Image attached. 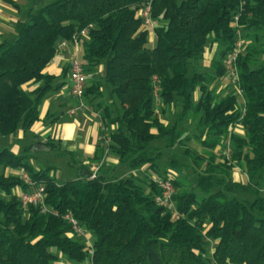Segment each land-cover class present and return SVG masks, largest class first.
I'll return each instance as SVG.
<instances>
[{
  "label": "trees",
  "instance_id": "16d2710c",
  "mask_svg": "<svg viewBox=\"0 0 264 264\" xmlns=\"http://www.w3.org/2000/svg\"><path fill=\"white\" fill-rule=\"evenodd\" d=\"M43 2L33 0L15 37L0 44V141L20 131L32 134L42 104L56 90V78L45 70L59 42L89 26L81 40L85 75H95L103 64L104 84L120 108L116 116L108 107L103 112L101 136L109 131L111 143L108 149L98 146L95 160L102 165L94 179L82 165L75 179L59 183L51 168L37 171L27 161L33 153L0 147V168L27 173L58 212L24 209L14 190L30 187L19 176L0 174V264H64L61 257L74 264H264V0ZM148 3L153 30H144L140 17ZM236 18L248 42L237 59L243 105L236 94L219 98L209 90L226 79L224 60L238 41ZM215 43L219 52L211 71L203 72L204 55ZM30 84L36 86L32 91L26 89ZM156 93L162 115L180 105L171 125L156 116ZM94 94L101 95L98 82L86 87L83 99ZM189 121L196 124L203 154L187 146L190 137L181 124ZM237 124L245 134L231 136L232 157L222 161L214 150ZM158 141L183 147L196 173L189 185L170 180L178 219L157 203L159 180L105 172L103 158L111 149L121 166L158 174L160 153L154 156L152 146ZM40 144L55 149L52 140ZM235 166L244 167L247 182L234 181ZM68 214L92 236L93 257L64 220Z\"/></svg>",
  "mask_w": 264,
  "mask_h": 264
},
{
  "label": "rangeland",
  "instance_id": "374dc122",
  "mask_svg": "<svg viewBox=\"0 0 264 264\" xmlns=\"http://www.w3.org/2000/svg\"><path fill=\"white\" fill-rule=\"evenodd\" d=\"M52 1L53 0H44L42 5L49 4ZM240 39L243 42L244 40L246 41V39L242 37V31H241ZM247 43H248L247 41L244 42V45L246 46ZM211 48H213V54L212 56H209L208 50H210ZM211 48L206 51L204 58L202 60V66L200 67V69L203 72L211 71L212 61L216 58L219 52V44L215 43ZM81 57H82V53H81ZM101 67H104V65L103 64L100 65L95 75H92V74L86 75L87 86L90 87L93 83L98 82L100 85L101 95L97 96L94 94V95H91V97H85L83 101L84 103L86 102L89 112L96 114L100 118L101 123H102V129H103L102 115H103L104 110L108 107L111 113L114 116H116L118 114V109L120 108V106H119V103H115V101L117 102V100L115 98L113 99V97L111 96V94L107 90V87L104 84V74H103V69H100ZM59 83H65V86H66L64 90L65 97H68L71 100L72 98L71 91H70V88L72 85L71 77L70 79L67 77L60 78L57 80L55 85ZM209 90L213 92L219 98L228 96L230 94L237 95V92L234 91L230 85H228V81H226V79L215 82L209 87ZM199 97H200V93L197 92L195 94V100L197 101ZM240 102L241 101L238 100V104H240ZM179 106H180L179 103L173 104L168 109L167 113L165 115H162L160 113L161 101L160 99H158V101H156V106H155L156 116L159 118L160 121H162L166 125H171L174 122L175 114L178 113L180 109ZM64 119H69V118L68 116H66ZM51 123L52 122L48 124H51ZM195 125L196 124L194 121H189V122H185L184 124H181V128H184L186 130L184 136L188 134V136L190 137L188 144H187L188 148L193 149L203 154L206 151L205 148L194 138ZM115 128L116 127L114 126L113 129ZM236 128L238 131L236 133L237 135L245 134V130L243 126L239 125V126H236ZM106 133L107 135H109V131H106ZM107 135L103 134L101 136V133H100V139L98 142L99 143L98 146L105 145L107 146L105 149L109 148V144L111 142L109 139H106ZM26 137L27 136H25V138H23V140L21 141H18L17 139L13 141L8 139V140H5V142L0 141V147L5 143L7 147L12 149L14 153L18 155H24V154L27 155V154L33 153L34 156L29 157L27 161H29V163L37 171L43 170L46 168H51V174L57 177V180L59 183H64V182L75 179L77 177V173L79 169L83 168L82 165L88 166L90 168L89 172H91V174H92V168H95V167L100 168V166L102 165L101 160L100 161L95 160V157L97 156V152L93 157H89V158L81 157V156H78L77 153L73 154L65 150L61 141H56L55 139H51L55 144L54 150H52L51 148H48L46 151H43V150H35V148H33L31 152L25 151L24 149L26 147L29 148L32 143H37V140H38L37 138H39V136L38 137L34 136L31 142L27 140ZM48 140L50 139L48 138L47 140H44V141L43 139H41L40 142L46 143ZM40 142H38L37 145H44V144H40ZM227 143H228L227 137H224L223 139H221L220 145H218L214 150L216 155L221 157L222 161L227 160L226 155H225L226 150H227ZM152 146L156 148L155 150L156 152L154 156L160 153L158 158L156 159L158 163V168H157L159 171L158 174L149 172L147 171L146 168H144L143 172L142 171H132L130 169L125 168V166L120 165L118 169L116 168L114 170H111L110 167L104 165L106 167L105 168L106 174L108 176H113V177H118V178H126V177L141 178L143 176V178L146 177V179H148L149 181L150 180H154V181L162 180V179L173 180L177 178V179H181L183 183H185L186 185H189L190 183H192V181L194 180V177L196 176V173H195L194 168L189 164V162L183 156V153H184L183 147L175 146V147L169 148V147H166L163 141L153 142ZM230 149L233 154L232 141L230 144ZM109 153H112L113 155L115 154L114 152H112L111 149L109 150ZM232 154H231V157H232ZM3 172L5 173V175H14V176H19L21 178L23 174H25L23 170L7 169L4 171L3 168H0V174H2ZM83 173L87 174L86 171H83ZM233 179L234 181H237V182H242V183L247 182V175H246V172L243 166L234 167ZM14 193L17 197H19L21 201V195L24 192H22L20 189H16L14 190ZM237 193L243 199H252V197H250L249 195L243 194L242 192H237ZM90 237L92 238L91 235ZM61 261L64 264H74L72 262H69L65 257H61Z\"/></svg>",
  "mask_w": 264,
  "mask_h": 264
},
{
  "label": "crops",
  "instance_id": "0c3cea01",
  "mask_svg": "<svg viewBox=\"0 0 264 264\" xmlns=\"http://www.w3.org/2000/svg\"><path fill=\"white\" fill-rule=\"evenodd\" d=\"M32 2L33 0H0V44L4 40H12L15 37L16 24L20 19L26 17ZM155 41L156 36L151 33L149 42L152 46L155 45ZM212 54L213 48L208 50V55L212 56ZM70 59L71 55L68 51L56 55L45 73L54 76L56 80L63 77L70 79ZM100 69H103L105 75V66ZM35 87V85L30 84L26 86V89L32 91ZM65 88V83H59L56 85V90L47 96L40 108V121L34 126L32 134L26 138L30 142L34 136H39L38 142L41 139L43 141L48 138L50 140L55 139L61 141L65 150L73 154L77 153L81 157H93L99 145L102 129L101 120L96 114L89 112L87 105L86 108L77 109L75 113H72L77 108L78 101L73 97L71 100L65 97ZM66 116L69 119H64ZM50 122L52 123L48 124ZM23 138H25L24 133L20 131L9 139L21 141ZM103 164L110 167L111 170L118 169L120 166L118 156L109 153V151L104 155Z\"/></svg>",
  "mask_w": 264,
  "mask_h": 264
},
{
  "label": "built area",
  "instance_id": "2783aa9c",
  "mask_svg": "<svg viewBox=\"0 0 264 264\" xmlns=\"http://www.w3.org/2000/svg\"><path fill=\"white\" fill-rule=\"evenodd\" d=\"M140 17L143 19V29L153 30L154 22L151 17V3H148L146 7L141 11ZM233 26L237 29L238 41L232 53L224 60V66L228 85H230L233 90L237 92L238 99L241 101L240 105H243L244 98L242 91L239 89L240 76L237 67V59L239 55L243 53L245 45L244 42L240 39L241 31L237 24V18ZM91 28L92 26L82 29L81 31L77 32L71 39L62 40L61 42H59L57 46V55H61V53L64 51H68L71 55V59L69 61V74L72 80L70 91L71 96L77 99L78 101V106L76 109H74V111H72V113H75L77 109L86 108V104L84 103L83 98L87 87V80L81 57V40L88 38L89 31ZM158 99L159 97L156 93V101H158ZM239 125L241 124H237L236 126ZM236 126L231 129L229 135L227 136L228 143L227 150L225 153L227 160H230L232 154L230 149V144L232 141L231 136L238 132ZM98 171V167L92 168L91 179L97 177ZM22 179L25 184L30 187V192H24L21 195V203L23 208L27 209L31 205L38 206L42 214H51L53 216H58V212L56 210H53L46 205L45 188L41 185H36L26 173L23 174ZM158 183L162 190L160 197L157 198L158 205L169 210L173 217L178 219L179 215L173 203V196L175 190L172 182L170 180H159ZM63 218L71 226L73 235L84 240L85 244L87 245V253L90 257H93L94 249L92 244V238L90 237L89 233L80 225V223L72 215L68 214L65 215Z\"/></svg>",
  "mask_w": 264,
  "mask_h": 264
},
{
  "label": "water",
  "instance_id": "95a60500",
  "mask_svg": "<svg viewBox=\"0 0 264 264\" xmlns=\"http://www.w3.org/2000/svg\"><path fill=\"white\" fill-rule=\"evenodd\" d=\"M34 148H35V150H43V151H46L48 149L44 145H36Z\"/></svg>",
  "mask_w": 264,
  "mask_h": 264
}]
</instances>
